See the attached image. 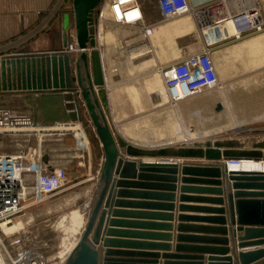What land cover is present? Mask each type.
<instances>
[{
	"label": "crops",
	"instance_id": "0c3cea01",
	"mask_svg": "<svg viewBox=\"0 0 264 264\" xmlns=\"http://www.w3.org/2000/svg\"><path fill=\"white\" fill-rule=\"evenodd\" d=\"M189 1L193 7H200L213 0ZM71 2L72 0L70 3H65L64 0H0V59L20 54L36 56L59 49L63 34V16L70 12ZM139 2L144 15V21L139 26L116 25L106 21L99 25L96 32L97 49L101 54L108 95V118L112 129L132 145L147 149L179 146L185 142L206 139L194 138L181 132L176 133L177 138L164 134L158 136L139 128V122L145 117H167L169 114H174L175 106L168 100L159 70L201 51L204 42L203 39L198 49L191 48L186 40L188 32L185 19L177 20L179 17L173 22H163L157 0H139ZM144 26H154L153 34L150 36L149 44L140 47L143 38L146 37L141 30ZM230 33L229 29L220 32L217 29L206 30V36L213 44L215 43L212 59L220 83L234 85L247 81L250 76H256L258 83H264V34L253 39L256 42L253 44L255 50L262 55L261 59L255 61L253 57L255 50L246 49L250 44L240 45L230 38L219 41ZM68 38L69 43L76 42L74 29L69 33ZM249 51L250 56L247 54ZM148 54L150 55L147 56ZM134 95H151V97L145 103ZM23 105L15 96L0 97V107L29 114L21 110ZM258 114L262 116L264 111L261 110ZM63 130L64 127H54L40 134L38 145L42 154L41 164L46 172H53L67 165L69 179L77 173L80 175L75 178L76 180L86 177L76 184L77 186L88 184L84 195H88L89 205L104 163L103 148L99 140L95 150L89 143L83 146L72 133H64ZM127 159L144 164H156L160 161L149 158ZM170 163H205V161L172 159ZM253 170L256 171L254 168L243 167V171ZM152 174L164 178L175 176V183H170L171 181L167 179L147 180L151 184H173L175 190L168 192L167 189L160 187L139 186L134 189L115 187L110 208V212L113 213L107 219V222L114 223L108 228L113 235L105 237L107 241L115 244H110L109 249H132L131 251L139 252L168 249L170 253H175V238L179 225L186 227L182 232L187 238L185 245L209 247L215 243L212 239L223 237L209 230L219 227L216 226L218 222L209 220L210 216L201 212L194 210L184 212L183 215L187 219L183 222H179L177 218L180 215L178 207L182 205L189 208L205 207L204 204H197V200L193 199L207 196H198L192 189L208 186H195L185 182L187 180L191 182L195 177L191 174H183L180 170L176 175ZM115 179L120 181L118 175ZM134 179L136 180L126 181H138V176ZM27 181L33 183V177L28 175ZM183 188L188 190L182 191ZM181 196L188 197L189 200L180 202ZM32 207L28 206L24 211ZM166 236H172L174 242L168 241ZM226 238L230 240L228 246L230 253L227 256H231L233 251L242 253L262 248H239L236 240L233 242L230 236ZM212 253L214 252L204 251L199 255L208 259Z\"/></svg>",
	"mask_w": 264,
	"mask_h": 264
},
{
	"label": "water",
	"instance_id": "95a60500",
	"mask_svg": "<svg viewBox=\"0 0 264 264\" xmlns=\"http://www.w3.org/2000/svg\"><path fill=\"white\" fill-rule=\"evenodd\" d=\"M103 0H72L70 12L63 16L61 47L40 55H23L0 59V97H16L28 112L32 128L40 133L54 127L82 126L84 114L104 151V163L88 205V215L80 237L66 257L64 264H264V172L232 171L231 161H264V135L240 138L202 139L179 146L147 149L132 145L118 135L108 118V95L105 88L101 54L97 49V12ZM75 30V40L84 51L75 56L64 52L68 35ZM87 50H90L89 52ZM134 159H158L156 164H144ZM172 159L198 160L205 163H170ZM195 179L185 182L195 186L197 204L205 207H178L179 222L187 217L184 212L194 210L218 222L215 243L209 247L185 245L187 239L179 225L175 238V253L164 251H131L109 249L114 242L107 241L113 232L107 222L115 187H160L168 192L173 184H151L148 179H167L152 173L176 175L178 171ZM120 177V181L115 176ZM138 181H126L136 180ZM188 189H182L185 191ZM122 193V192H121ZM184 194V193H182ZM189 200L181 196L180 202ZM172 220V216H170ZM173 232V231H170ZM230 236L239 248L262 247L231 256ZM174 242L172 236H166ZM231 240V242H232ZM214 252L208 259L200 253ZM163 252V253H161ZM220 253L217 255V253ZM162 260V261H160Z\"/></svg>",
	"mask_w": 264,
	"mask_h": 264
},
{
	"label": "rangeland",
	"instance_id": "374dc122",
	"mask_svg": "<svg viewBox=\"0 0 264 264\" xmlns=\"http://www.w3.org/2000/svg\"><path fill=\"white\" fill-rule=\"evenodd\" d=\"M70 1L64 0L65 3ZM181 19L187 22V42L191 48L198 49L204 37L197 19L184 16L177 20ZM263 34L264 31L236 43L250 44V47L246 49L255 50L256 47L253 44L256 42L253 39ZM149 39L150 36L143 38L139 46L148 45ZM214 47L215 45L212 46ZM250 53L249 51L247 54L250 56ZM253 57L257 61L262 55L255 50ZM259 89L260 92H258ZM134 97L146 103L151 95H134ZM261 110L264 111V83H258L256 76H250L245 82L223 85L221 90H207L178 103L175 105L173 115L145 117L139 122V128H143L145 132H151L152 135H173L175 138L178 136L177 132L206 139L247 137L256 134L251 133L253 130L264 128V115L258 114ZM82 129L88 143L95 150L98 138L86 113ZM63 132L72 133L64 130ZM41 133L39 128L1 132L0 156L16 155L29 148L37 147ZM60 168L69 170L67 165ZM79 175L80 173H77L71 177L68 185L53 199L23 211L11 224L0 228L1 264H29L33 260L42 264H64L65 256L72 245L78 241L88 215L89 197L84 195L88 184L77 186L76 183L86 179L82 177L76 180L75 178ZM26 203H28L27 200L23 202V204ZM74 211L82 215L81 226L73 225L69 218ZM19 240L20 243L16 244L15 242Z\"/></svg>",
	"mask_w": 264,
	"mask_h": 264
},
{
	"label": "built area",
	"instance_id": "2783aa9c",
	"mask_svg": "<svg viewBox=\"0 0 264 264\" xmlns=\"http://www.w3.org/2000/svg\"><path fill=\"white\" fill-rule=\"evenodd\" d=\"M157 3L163 22L184 16L194 17L204 37L201 51L159 70L168 100L174 106L207 90L223 88L212 59V46L215 43L206 36V29L213 28L220 32L225 27L229 28L230 35L223 36L219 41L227 38L240 41L264 31V0H213L200 7H193L189 0H157ZM106 21L116 25L139 26L144 21L139 0H103L97 12L96 32L99 25ZM153 27L144 26L141 30L147 37L153 34ZM63 51L78 56L84 50L74 42L69 43ZM30 123L28 114L0 107V133L32 130L34 128ZM64 131L72 132L83 146L88 145L82 127L64 128ZM251 133L264 135V128ZM41 156L39 145L16 155L0 156L1 229L11 224L26 207L46 203L68 185V171L59 168L46 172L41 164ZM243 162L231 161L228 165L240 166ZM28 175L33 177L31 184L27 181ZM26 200L28 203L23 204ZM15 243L19 244L20 240ZM29 264L42 263L33 260Z\"/></svg>",
	"mask_w": 264,
	"mask_h": 264
},
{
	"label": "bare ground",
	"instance_id": "6f19581e",
	"mask_svg": "<svg viewBox=\"0 0 264 264\" xmlns=\"http://www.w3.org/2000/svg\"><path fill=\"white\" fill-rule=\"evenodd\" d=\"M202 20V19H201ZM213 29V28H212ZM223 29H229V28H223ZM209 30V29H206ZM230 30V29H229ZM230 169L236 168L237 170H232V171H243V167L245 168H254L256 171H247V172H264V163H257L255 161H244L242 164H240V166H229ZM71 221L73 222V225H77V226H81L83 224V218L82 215L78 212V211H74L71 213L70 217ZM65 220H63L64 222ZM71 230V229H70ZM69 230V231H70ZM75 231V230H74ZM71 232V231H70ZM77 243V242H76ZM76 243L74 245H72L71 249L69 250L68 254L65 256L67 257L69 255V253L71 252V250L74 248V246L76 245ZM1 253V252H0ZM1 264V263H0Z\"/></svg>",
	"mask_w": 264,
	"mask_h": 264
},
{
	"label": "trees",
	"instance_id": "16d2710c",
	"mask_svg": "<svg viewBox=\"0 0 264 264\" xmlns=\"http://www.w3.org/2000/svg\"><path fill=\"white\" fill-rule=\"evenodd\" d=\"M97 141V140H96Z\"/></svg>",
	"mask_w": 264,
	"mask_h": 264
}]
</instances>
